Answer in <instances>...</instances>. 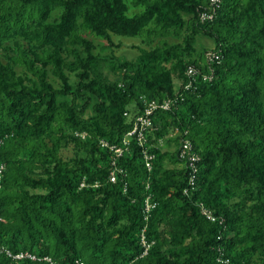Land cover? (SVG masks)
I'll return each mask as SVG.
<instances>
[{"label":"trees","instance_id":"trees-1","mask_svg":"<svg viewBox=\"0 0 264 264\" xmlns=\"http://www.w3.org/2000/svg\"><path fill=\"white\" fill-rule=\"evenodd\" d=\"M208 3L0 0V264H224L220 249L264 264V0H222L201 22ZM86 34L159 42L117 59ZM199 36L215 47L199 51ZM168 99L147 133L150 169L135 140L121 157L102 146L127 147L146 104Z\"/></svg>","mask_w":264,"mask_h":264},{"label":"built area","instance_id":"built-area-1","mask_svg":"<svg viewBox=\"0 0 264 264\" xmlns=\"http://www.w3.org/2000/svg\"><path fill=\"white\" fill-rule=\"evenodd\" d=\"M208 7L207 9H204L201 13H200V21L201 22H207V21H212L214 20L218 10L220 9L221 5H222V0H208ZM207 60L209 62H214L217 61L219 62L221 60L220 55H218L217 53H213V52H209L207 54ZM187 76L189 78V82L187 83V85L185 86L186 89L192 87L193 82L196 80V76H197V70L195 69V67L193 66H189L187 69ZM172 104L173 101L172 100H164L163 102H159V101H151L149 103L146 104V108L143 112V114L138 115L135 117L134 123H133V128L132 130L127 133L126 137H125V141L124 144L127 146L125 148H121V147H115V146H110L107 142L102 141L101 144L103 147H108L110 148L112 151L115 152V154H117L118 157L123 156V154L125 153V150L128 149L130 142L132 140H135L136 143L139 144V146L141 148H143V153L145 155V161H146V166L150 169L151 168V161L154 158L153 155L149 154L147 152V148H146V144H147V133L149 132V130L153 127V115L157 110H163V111H168L172 108ZM127 115V114H126ZM192 151V143L187 140L184 139L182 141V145H181V157L183 159L189 157L190 162H191V168L193 170V174L191 176V180H190V185L194 186L195 185V173L197 172V168L195 167V162L199 159L198 157L194 156V155H190ZM5 170V166L4 165H0V181L3 177V172ZM117 170V169H116ZM118 171V170H117ZM121 173L122 171L119 170ZM117 179V176L115 174V172H112L111 176H110V180L111 182L115 183ZM84 186V184L82 185ZM1 187V185H0ZM155 205H151L149 203V200L146 201V212L147 214L150 212L151 208H154ZM204 215L207 217V219L211 220V221H215V217L211 214V212L207 211V210H203ZM0 221H1V216H0ZM142 244L144 246V255H147L149 249L151 248V243H148L145 239V236L142 235ZM221 251V256L219 257V261L223 262L224 264H230L229 259H223L222 258V249H220ZM9 257L15 259V260H23L25 258H29L31 260H36L37 258L31 254L28 253H20L17 255L8 253ZM49 261V260H48ZM77 264H85L84 262L80 261Z\"/></svg>","mask_w":264,"mask_h":264},{"label":"rangeland","instance_id":"rangeland-1","mask_svg":"<svg viewBox=\"0 0 264 264\" xmlns=\"http://www.w3.org/2000/svg\"><path fill=\"white\" fill-rule=\"evenodd\" d=\"M142 8H136L131 3H129V12L130 16L135 13L141 12ZM88 39L93 41L96 46L95 53L100 54L105 57H115L117 59H127L132 60L136 58L139 54V49H149L158 44L159 40H154L149 42L146 37L138 36V37H123L112 34V44H109L108 41L96 37L91 34L85 35ZM170 43H178L182 40V38H169ZM215 47L214 42L208 38L199 36L197 38V49L202 51V49H213ZM204 65V64H203ZM18 72L21 73V68H18ZM72 83L76 82V78L74 76L71 77ZM176 89L178 90L180 87V82L175 81ZM176 133V132H175ZM174 132L172 134H175ZM163 150H167L165 143H163ZM175 146H172L170 151H174ZM74 151L69 149L64 152L66 157L73 156Z\"/></svg>","mask_w":264,"mask_h":264}]
</instances>
